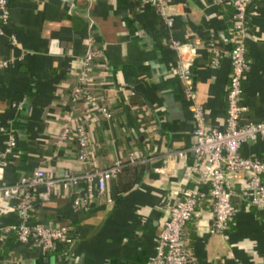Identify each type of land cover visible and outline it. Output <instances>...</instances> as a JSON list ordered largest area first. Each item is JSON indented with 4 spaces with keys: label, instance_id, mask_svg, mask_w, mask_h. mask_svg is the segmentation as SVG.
<instances>
[{
    "label": "crops",
    "instance_id": "1",
    "mask_svg": "<svg viewBox=\"0 0 264 264\" xmlns=\"http://www.w3.org/2000/svg\"><path fill=\"white\" fill-rule=\"evenodd\" d=\"M171 34L185 45L196 97L207 121L224 126L232 68L234 7L217 0H171ZM247 58L240 102L242 120H264V0L248 7ZM94 33L107 65L95 64L93 84L110 105V118L94 112L72 91L86 42ZM11 35L16 37L12 41ZM153 7L140 0H10V15L0 34V150L9 134L17 137L0 157V184L13 183L36 168L55 175L83 174L123 162L108 184V197L75 208L70 192L38 195L33 222L71 224L74 240L46 249L17 238L12 207L0 212V264H148L168 217V204L192 184L187 170L194 160L192 101L180 77L178 51ZM221 51L211 67L212 43ZM84 122L90 156L77 157L76 126ZM68 123L71 131L63 136ZM184 150L178 155V150ZM264 158V138L240 148ZM169 154L167 161L164 160ZM245 173L234 180L236 211L224 232H211L213 210L199 206L186 226V240L200 264H264V208L242 195ZM38 193L43 184L35 186Z\"/></svg>",
    "mask_w": 264,
    "mask_h": 264
},
{
    "label": "built area",
    "instance_id": "2",
    "mask_svg": "<svg viewBox=\"0 0 264 264\" xmlns=\"http://www.w3.org/2000/svg\"><path fill=\"white\" fill-rule=\"evenodd\" d=\"M224 1V0H217ZM234 7L233 46L228 51L231 59V72L227 90V115L225 124L219 127L207 121L205 107L197 100L196 86L186 53L196 44L185 45L175 38L171 31L174 25V12L171 0H140V8L153 6L163 19L170 32L168 44L178 51L177 71L184 81L185 91L192 101L194 136L190 149L194 160L187 170L192 184L182 191L180 198L168 204V217L159 233L156 252L148 264H200L192 247L186 240V226L197 212L199 206L208 201L213 210L211 232H224L235 214L233 202L234 180L236 173H245L242 195L249 204L264 208V158L246 156L241 153V146L248 140L264 138V120H242L243 105L240 95L243 91L244 77L248 69L247 36L248 7L252 0H227ZM10 15V0H0V34ZM12 41L16 37L11 35ZM213 55L211 67L220 64L221 51L211 43ZM10 59L0 56V68L7 66ZM95 64L107 65L104 51L98 46L94 33L86 42V49L81 55V65L77 72L76 84L72 91V101L83 99L88 106L102 117L110 118L112 109L102 97L98 86L93 84ZM71 127L66 123L63 136ZM78 140L77 157L80 161L88 160L91 138L84 122L76 126ZM17 144V137L11 133L4 149L0 150L3 159L12 152ZM183 155L184 150H178ZM171 156L169 154L165 161ZM123 162H115L101 169L88 170L83 174L65 170L55 175L43 168H36L32 174L23 175L13 183L0 184V212H7L14 207L19 214V221L13 226L17 238L27 243H35L46 249H52L59 242L72 243V225L62 222H33L32 210L40 194L43 197L57 196L66 189L70 192L75 208L87 207L96 199L108 197L109 181L118 175ZM43 184L45 189L38 193L35 186Z\"/></svg>",
    "mask_w": 264,
    "mask_h": 264
},
{
    "label": "trees",
    "instance_id": "3",
    "mask_svg": "<svg viewBox=\"0 0 264 264\" xmlns=\"http://www.w3.org/2000/svg\"><path fill=\"white\" fill-rule=\"evenodd\" d=\"M224 1L228 2L227 0H224ZM229 3H230V2H229ZM62 243H64L65 247H67V249H68V247H69V243H68V242H62Z\"/></svg>",
    "mask_w": 264,
    "mask_h": 264
}]
</instances>
